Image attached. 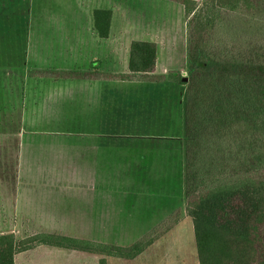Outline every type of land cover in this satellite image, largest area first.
I'll return each instance as SVG.
<instances>
[{"label":"rangeland","instance_id":"obj_1","mask_svg":"<svg viewBox=\"0 0 264 264\" xmlns=\"http://www.w3.org/2000/svg\"><path fill=\"white\" fill-rule=\"evenodd\" d=\"M195 1L200 6L205 0ZM101 6H110L115 13L113 29L104 41L98 39L92 26L91 12ZM61 12L65 13V33L61 36L64 38L63 43H58L52 36L55 28L49 24V18L44 19L42 16H60ZM122 13L125 16L124 30L120 26ZM74 14L77 15L76 20ZM230 18L229 22L225 21L219 26L215 45L230 46L236 54L243 52L247 55L248 41L258 38L259 30L264 37V28L243 22V17ZM186 24L182 6L166 0H12V3L0 5L1 205L8 210L11 205L18 204L17 199L24 203L26 191L35 184L66 183L70 186L67 188H73L66 190V204H71L72 198H78L73 195L78 194L79 199H74V203L80 209L92 207L103 216L99 219V227L86 226L88 222L83 221L76 222L77 225L72 227H20L16 240L37 233H49L129 246L168 219V228L141 251L144 258L142 262L198 264L191 220L185 213V87H180L183 96L180 104L177 103L176 82L165 87L162 98L158 93L149 92L153 103L142 113L143 118L136 116L138 123L130 115V124L124 125L129 139H134L131 135H135V126L138 125L139 130H142L138 139L147 145V152L162 148L157 144L158 141L164 143L165 150L170 148L172 167L167 163L164 165L158 155H155L156 159L151 155L145 160L140 157L138 178L127 179L122 186L116 178L119 173L113 170L107 173L111 176L109 180L91 178L82 181L74 179L69 172L59 174L64 157L53 153L44 155L42 152L58 150L57 143L84 138L77 137L73 130L76 121L83 118V106L78 105L79 108H76L77 101L66 93L68 84L63 81L27 76L29 71L42 69L87 71L92 68L90 64L94 61L97 70L121 73L129 42L140 40L156 45V73L176 81L179 77L188 79ZM259 48L256 42L254 55ZM44 146L50 149H44ZM127 162L133 165V160L128 159ZM148 163H154L153 173L145 171ZM49 164L52 166L50 170ZM81 183L84 186L78 187ZM99 183L113 184L111 189L119 185L123 193L110 194L106 199L97 196L91 198L90 194L81 196L80 190L76 193L75 188L90 190L94 195L98 188H102ZM37 187L42 189L41 186ZM175 213L177 217L171 218ZM28 250L18 253L14 257V264H60V253H65V264H71L74 260L94 264L97 257L98 260L107 257L104 254L40 245Z\"/></svg>","mask_w":264,"mask_h":264},{"label":"trees","instance_id":"obj_2","mask_svg":"<svg viewBox=\"0 0 264 264\" xmlns=\"http://www.w3.org/2000/svg\"><path fill=\"white\" fill-rule=\"evenodd\" d=\"M166 1L182 6L187 20L190 76L179 77L178 83L186 98L185 213L198 264H264V37L259 30L258 38L248 41L247 55L215 45L219 26L231 16L264 28V0H205L200 6L195 0ZM92 16L97 36L106 39L111 11L95 9ZM255 41L260 45L256 55ZM156 52L155 43L132 40L125 73L42 69L27 76L160 82L168 76L154 74ZM167 225L168 219L129 246L49 233L20 240L0 234V264H14L16 254L34 245L131 258Z\"/></svg>","mask_w":264,"mask_h":264},{"label":"crops","instance_id":"obj_3","mask_svg":"<svg viewBox=\"0 0 264 264\" xmlns=\"http://www.w3.org/2000/svg\"><path fill=\"white\" fill-rule=\"evenodd\" d=\"M4 3H12V0H0V5ZM95 9H105L111 11V20L109 27V34H111V31L113 29V20L115 18L114 11L112 10V8H110V6H101ZM95 9L92 10L91 14ZM120 14L121 12L119 10V15ZM64 15L65 13L61 12L60 16L57 14H44V16H42L44 19L49 18V24H52V26L55 28V33L52 36L56 38L55 41H57L58 43H63L64 41V38H61V36L65 33ZM74 16L75 19H73L76 20L77 15L74 14ZM124 18L125 16L122 13L120 21V26L122 30L126 28V26L124 25ZM108 37L106 39H108ZM98 39H101L102 41L106 40L99 37ZM129 44L127 46V51L125 55L124 70L121 73L127 72ZM94 62H91L90 65H92L93 63L91 67L97 70V68L94 66ZM92 68L90 70H92ZM97 71L104 73H114L105 70ZM156 72L157 58L155 63L154 74L164 75L158 74ZM60 81H63L64 83L68 84L66 93L70 94L69 97L72 96L74 97V100L76 99V108L78 107V105L83 106L81 109V116L83 118L76 121V127H74L73 130L76 133L77 137L83 136L84 138H77L67 143H57L59 144L58 150L55 151L43 150L42 153L44 155H51L53 153L60 157H64L65 160H63L62 165L59 166V174H62V172H69V174L73 176L74 179L82 181L83 179L87 180L91 178V180H109L111 179V176L107 173L113 170L119 173L118 174L116 172L118 174V177L116 178L118 184L123 186L125 180L130 178H138V174L140 171V157L145 160L146 157H148L149 155H151L153 159L155 158V155H158L159 157H161V160L164 165L165 163H167L172 167L173 161L171 159L173 155L170 148H167L165 150L164 143H162L161 141H156L157 144L161 145L162 148L159 149L152 147L153 149L147 152L145 150L147 145L141 143L138 139V137L140 136L139 134H141L142 132L141 129L139 130L138 125L135 126V135L130 134L134 137V139L128 138L129 135L127 130L124 128V125L130 124V115H133L132 117H135L136 120V116L141 119L143 118L141 116L142 113L144 111H147L146 109L149 108V105L153 103L152 96H148L149 92H151L152 94L158 93L160 98H162L164 95L163 92L165 87L170 84L174 85V82H176L174 86L177 87L178 93L177 103H182L183 96L181 97V85L178 83V81L170 78H166L165 80L160 82L112 80ZM76 114H79V112L76 111ZM84 116H89L90 118L87 119ZM137 122L139 123L138 120ZM155 127L156 125H154V128ZM48 148L50 149L49 146ZM48 148L44 146V149ZM128 159L133 160V165H130L127 162ZM31 164L34 166V163ZM51 168L52 166L49 164L48 169L50 170ZM145 171L153 173L155 171L154 163H148V166L145 165ZM36 185L41 186L42 189H39L38 187L36 188ZM99 185L102 188H98V192H96V194L94 195L93 192L90 190L83 191L82 189L77 188H75V190H77L76 193L80 190L82 192V195H79L81 196L90 194L91 198L93 196H97L98 198L101 197V199H106L107 196L110 194L115 195L117 193L120 194L119 192H121L119 185L113 189H111L113 187V184L99 183ZM81 186L83 187L84 185H82V183L81 185H78V187ZM67 187L70 186H67L66 183L35 184V186L29 189L28 192L26 191L27 198L25 199L24 203H20L22 202V200L17 199L18 204L16 206L11 205L12 207L8 210L4 209V207L1 205L0 200V234L11 233L14 235L15 238L17 237V230L20 227H26L28 225L30 227L37 228H61L69 226L72 227L77 225L76 222L81 221L88 222L85 224L86 226L99 227V219H101L103 216L99 215L98 209L94 210L92 207L80 209V207L74 203V199H79L78 194L73 195L78 198H72L71 204H66V202L68 201V197L66 196V190L73 189ZM78 225L82 226V224ZM4 228H6V230H3ZM56 254H61L59 256V258L62 259L60 264H65L67 261L63 257V254L65 253ZM16 256L17 254L14 257ZM142 256L143 253L140 252L139 254L131 258H115L107 256L102 259H104L105 264H145L142 262L144 259ZM71 262V264H83L82 261L74 260ZM94 264H99L98 257L96 258Z\"/></svg>","mask_w":264,"mask_h":264}]
</instances>
